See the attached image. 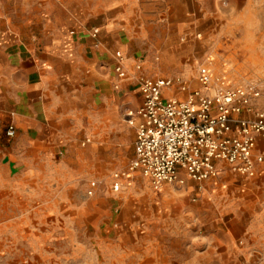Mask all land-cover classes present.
<instances>
[{
    "label": "rangeland",
    "instance_id": "1",
    "mask_svg": "<svg viewBox=\"0 0 264 264\" xmlns=\"http://www.w3.org/2000/svg\"><path fill=\"white\" fill-rule=\"evenodd\" d=\"M114 8L124 22L115 41L104 28ZM70 13L78 21L72 33L99 29V60L114 75L116 54L123 56L131 89L112 83L102 99L69 112L63 141L43 149L54 160L34 163L36 181L0 167V264H264L262 138L254 176L226 167L201 184L156 192L136 171L112 189L113 173L134 156L126 116L134 107L122 98L139 91L142 76L180 77L194 90L207 60L233 85L256 84L264 110V0H0V49L40 46ZM104 118L122 121L126 129L113 131L127 135L97 141Z\"/></svg>",
    "mask_w": 264,
    "mask_h": 264
},
{
    "label": "built area",
    "instance_id": "2",
    "mask_svg": "<svg viewBox=\"0 0 264 264\" xmlns=\"http://www.w3.org/2000/svg\"><path fill=\"white\" fill-rule=\"evenodd\" d=\"M98 33V28L91 31L93 37ZM116 57V76L123 80L127 77L123 56ZM209 64L207 60L199 64L200 88L184 99L163 94L176 85L187 91L180 77L140 78L142 102L126 113L128 124L135 128L134 156L126 170L113 173L114 191L136 171L156 192L166 183L184 186L186 178L201 184L219 176L225 166L236 174L254 176L263 161V154L256 153L258 140L264 139V110L256 106L260 90L251 82L229 83L224 75L212 74ZM6 134L14 136V128ZM96 187L97 181H91L88 193Z\"/></svg>",
    "mask_w": 264,
    "mask_h": 264
},
{
    "label": "crops",
    "instance_id": "3",
    "mask_svg": "<svg viewBox=\"0 0 264 264\" xmlns=\"http://www.w3.org/2000/svg\"><path fill=\"white\" fill-rule=\"evenodd\" d=\"M117 10L114 8L105 13L104 28L112 32L114 41L115 33L124 23ZM77 25V18L70 13L65 23L56 25L40 46L23 50L8 46L0 49V167L5 175L20 171L19 174L29 181H36L34 163L43 159L54 160L52 154L43 149L49 143L63 141L61 129L71 121L69 112L88 106L92 97L102 99L106 87L113 88L112 83L123 92L131 89L125 79L118 80L116 73L114 75L107 68L106 61L99 60L97 37L71 32ZM190 88L188 84L187 92L191 91ZM133 92L123 97L122 102L128 101L134 107L130 109L134 110L141 104L142 96L138 89ZM112 93L115 100L118 91ZM184 93L186 91L175 86L163 91L166 97L180 98ZM123 124L104 118L95 125L97 141L105 140L111 134L119 139L126 136L127 130L113 131L117 126L126 129ZM10 127L15 130L12 137L6 134ZM188 181L194 182L186 178V184ZM1 182L4 185V179Z\"/></svg>",
    "mask_w": 264,
    "mask_h": 264
}]
</instances>
